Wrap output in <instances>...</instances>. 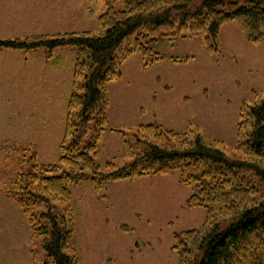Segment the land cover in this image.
<instances>
[{
    "label": "rangeland",
    "instance_id": "1",
    "mask_svg": "<svg viewBox=\"0 0 264 264\" xmlns=\"http://www.w3.org/2000/svg\"><path fill=\"white\" fill-rule=\"evenodd\" d=\"M108 1L0 0V39L83 30L96 35ZM124 7V0L113 4L115 10ZM179 32L163 36L160 31L149 46L162 58L144 65V57L134 52L120 64L119 76L106 83L107 122L94 156L96 171L131 162L144 149L136 135L139 126L148 123L176 132L197 130L231 157H243L235 147L237 125L242 103L264 93V36L250 42L237 22L228 20L209 49L206 32ZM75 51L70 45L0 47V264H42L48 257L37 227L50 223L49 209L59 219L65 213L59 199L28 195L22 202L10 189L17 186L18 172L33 162L56 165L50 175L67 170L58 144ZM194 190L179 180L178 169L98 187L92 179L71 183L69 246L78 264H181L177 235L199 228L207 215L203 206H188ZM212 208L217 218L218 209Z\"/></svg>",
    "mask_w": 264,
    "mask_h": 264
},
{
    "label": "trees",
    "instance_id": "2",
    "mask_svg": "<svg viewBox=\"0 0 264 264\" xmlns=\"http://www.w3.org/2000/svg\"><path fill=\"white\" fill-rule=\"evenodd\" d=\"M115 1L109 0L106 11L98 16L100 31L96 35L83 30L0 39V47L50 50L70 45L76 50L65 129L58 144L60 162L67 170L50 175L56 165L33 162L25 172H18L17 186L10 189L21 195L22 202L34 195L62 203L65 213L60 219L49 209L50 223L37 227L48 257L42 264H78L69 246L71 183L92 179L98 187L104 181L174 169L179 170L182 183L194 185L188 206L207 209L199 228L184 230L182 238L176 237L174 247L181 264H264V93L244 101L240 108L235 147L242 158L231 157L197 130L176 132L148 123L139 126L136 135L144 149L131 162L100 172L94 161L107 122L106 83L119 76V66L130 54L140 53L144 65L159 60L162 56L149 45L160 31L163 36H173L182 28L206 32L208 48H213L220 26L228 20L237 22L248 41L258 42L264 36V0H243L241 4L238 0H124L120 10L113 8ZM91 121L92 134L86 139ZM84 170L93 173L86 175ZM212 205L218 209L217 218Z\"/></svg>",
    "mask_w": 264,
    "mask_h": 264
}]
</instances>
